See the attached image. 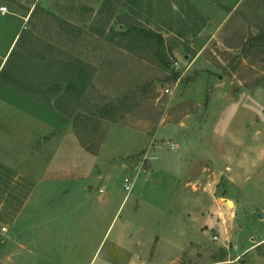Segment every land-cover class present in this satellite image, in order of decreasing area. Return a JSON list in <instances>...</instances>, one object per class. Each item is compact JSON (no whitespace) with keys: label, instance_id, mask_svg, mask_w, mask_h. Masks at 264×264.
Segmentation results:
<instances>
[{"label":"rangeland","instance_id":"rangeland-1","mask_svg":"<svg viewBox=\"0 0 264 264\" xmlns=\"http://www.w3.org/2000/svg\"><path fill=\"white\" fill-rule=\"evenodd\" d=\"M2 6L0 264H89L94 244L81 252L66 214L55 212L74 206L59 199L66 183L57 178L86 160L73 137L90 152L106 142L114 155L147 144L128 158L127 171L120 158L99 163L102 185L118 199L126 194L123 179L142 178L158 157L155 183L143 184L159 195L148 224L158 237L144 240L147 264H264V243L253 246L264 238V38L254 39L264 36V0ZM34 185L31 212L18 222L28 246L19 263L14 223ZM178 189L205 205L192 234L203 243L173 252L159 237L174 238ZM93 234L97 240L101 232ZM103 250L119 263L127 257L116 246Z\"/></svg>","mask_w":264,"mask_h":264},{"label":"crops","instance_id":"crops-1","mask_svg":"<svg viewBox=\"0 0 264 264\" xmlns=\"http://www.w3.org/2000/svg\"><path fill=\"white\" fill-rule=\"evenodd\" d=\"M16 41L17 39H14L11 45L8 46L9 48L7 49L8 52L5 55V59ZM157 135L158 131L154 132L150 138L155 139ZM73 139L75 142V150L80 152L86 160L79 164H73V171L71 173L57 178L59 181L62 180V182L66 183L59 191V199L65 207L69 206L71 200H74V206L73 208H59L55 212H59L58 214H66V223H70L71 227L74 228L76 235H74V238L78 240L77 245L80 246L81 252H83L86 246L94 244L95 250L90 257L89 264H147L151 262V260L146 259L144 253V240L147 236L158 237L156 233L151 231L152 229L149 228L148 224L153 220L152 216L154 213L159 210V195L157 192H152L151 194L150 192L145 193L143 186L151 182V185L155 183L154 179L157 178L156 169L159 165L156 162L158 157L156 155L151 156L152 168L148 174L142 178L138 176L135 178L134 191L129 194L126 192L122 199H118L113 193L107 192L105 190L106 186L102 185L106 178L102 175V171H100L101 173L98 172L99 163L102 159L110 163L111 161L116 162L115 160L120 158L121 169L127 171L131 165L128 158L134 153H138L143 149L145 150L147 144L143 141L141 145H132L123 153L114 155L111 151L112 147L106 144V142L101 145L99 150L90 152L79 145L75 137ZM259 151L263 152L262 155H264L263 147ZM176 166L178 170H181V167H183L181 162ZM98 179L101 181L100 186L97 185ZM108 179L110 182L106 185L111 183L113 187L114 183L111 182L110 178ZM35 188L36 186L33 188L31 195L26 200L14 223L16 231L21 233V237L19 235L20 242L17 244L18 249L14 257V259L17 257V262H19V258L24 257L20 251L23 249L26 250L28 247L26 243H23L25 241L22 237V230L24 231L26 226L19 225L18 222L22 217L26 220V217L31 212L28 210V207L31 203ZM176 198L179 200V210L175 212L176 218L173 217V230H171L174 238L167 241L165 237L161 235L159 237L164 240V242L161 240L159 242L164 243L165 246L168 244L173 248V252L181 251L192 244L202 245L203 243L201 239H194L192 234L194 235L200 232L199 227H201L202 216L198 208L201 207L202 209L205 205L201 201L196 200L194 192L181 193L178 189ZM129 200H131V204L125 212V207L129 203ZM46 222L50 224L52 220H47ZM96 232H101V234L97 240H94L93 238L96 237L93 233ZM262 243H264V238L256 242L253 246H258ZM106 244L110 247L116 246L121 248L127 257L119 263L110 257L106 250H103ZM81 252L76 251V254H81Z\"/></svg>","mask_w":264,"mask_h":264},{"label":"built area","instance_id":"built-area-1","mask_svg":"<svg viewBox=\"0 0 264 264\" xmlns=\"http://www.w3.org/2000/svg\"><path fill=\"white\" fill-rule=\"evenodd\" d=\"M0 11L2 13H8V10L6 7L2 6L0 7ZM165 93H168L169 92V89H165L164 90ZM133 187H134V178H130V177H125L124 178V181H123V188L124 190L127 192V194H129L130 192H132L133 190ZM217 237L214 236V239H216Z\"/></svg>","mask_w":264,"mask_h":264},{"label":"trees","instance_id":"trees-1","mask_svg":"<svg viewBox=\"0 0 264 264\" xmlns=\"http://www.w3.org/2000/svg\"><path fill=\"white\" fill-rule=\"evenodd\" d=\"M125 33V32H124ZM129 33V32H128ZM144 33V35L146 36V38H148L149 39V37L151 36V34L150 33H147V32H143ZM123 34V33H122ZM258 37V36H257ZM254 38V39H263L264 38V36L262 37V36H259V38ZM156 38H157V44L160 46V45H162V41H163V39H162V37L160 36V35H157L156 36ZM18 40H19V38H18ZM18 40H17V42H16V44L18 43ZM16 44H15V46H16ZM13 53V52H12ZM69 85V87L67 88V90H71L72 89V84H68Z\"/></svg>","mask_w":264,"mask_h":264},{"label":"bare ground","instance_id":"bare-ground-1","mask_svg":"<svg viewBox=\"0 0 264 264\" xmlns=\"http://www.w3.org/2000/svg\"><path fill=\"white\" fill-rule=\"evenodd\" d=\"M232 203V202H231Z\"/></svg>","mask_w":264,"mask_h":264}]
</instances>
